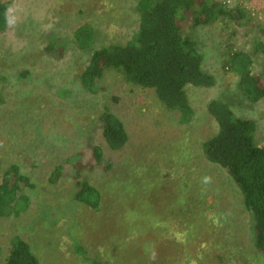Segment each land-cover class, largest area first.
<instances>
[{"label":"rangeland","instance_id":"1","mask_svg":"<svg viewBox=\"0 0 264 264\" xmlns=\"http://www.w3.org/2000/svg\"><path fill=\"white\" fill-rule=\"evenodd\" d=\"M223 1L244 7L243 21L256 28L240 26L238 18L233 38L219 24L192 29L181 23L197 43L204 71L216 80L211 89L188 87L194 116L181 125L153 90L126 83L116 71L97 82L95 95L80 87L90 52L77 48L74 32L93 28L95 49L128 41L138 28L131 10L135 0H0L10 3L8 27L0 34V183L15 164L32 186L23 190L30 201L27 210L0 218V262L19 237L39 264H217L212 252H222L228 239L236 248L243 236L249 260L225 262L264 264L251 246L239 188L200 152L201 143L217 131L206 111L212 99L253 120L255 141L264 145V99L249 103L243 98L224 52L230 43V50L254 54L256 39H264L259 37L264 0ZM253 59L259 73L263 56ZM105 108L128 132L123 151L111 152L101 138L98 116ZM94 146L102 150L97 165ZM58 165L63 172L51 183ZM77 176L101 192L99 211L76 202Z\"/></svg>","mask_w":264,"mask_h":264},{"label":"trees","instance_id":"2","mask_svg":"<svg viewBox=\"0 0 264 264\" xmlns=\"http://www.w3.org/2000/svg\"><path fill=\"white\" fill-rule=\"evenodd\" d=\"M9 7V2H0V34L8 27ZM131 10L137 17L138 28L124 43H110L95 49L93 28L85 25L74 32L77 48L90 52L88 63L79 76L80 87L95 95L99 92L97 82L106 72L116 71L126 83L153 90L159 103L168 111L176 112L181 125H187L192 121L194 110L186 90L188 87L211 89L216 86V80L204 71L197 43L185 34L181 23L188 22L192 29L219 24L223 30L230 29L233 38H236L238 18L240 26L256 27L251 20L243 21L248 16L244 7H231L223 0H135ZM259 37L264 38V33ZM254 44L252 55L237 48L230 50V43L224 51L226 65L237 77V90L249 103L264 99V63L259 73L253 70L254 55L261 53L264 60V39H256ZM206 111L216 123L217 131L201 143V156L207 163L225 170L239 188L242 213L247 215L251 228L253 252L264 256V145L258 146L255 141L256 124L253 120L237 117L229 104L219 99L210 100ZM98 124L107 148L113 153L123 151L129 135L122 120L105 108L98 116ZM91 151L97 165L103 159L102 150L94 146ZM62 172L63 165H58L48 181L56 183ZM28 187H32L30 180L20 173L18 165L9 166L0 183V218L16 217L27 210L30 201L23 190ZM74 188L76 202L99 211L101 192L97 187L77 176ZM238 226L236 222L233 228ZM230 230H226V235ZM241 239L243 236L236 248L230 245L229 239L222 243V252L213 247L210 256L217 264L226 263L229 257L240 263L248 261L246 249L243 251L247 241L242 244ZM238 247H241L240 260L236 259ZM0 264H39V260L25 240L15 237L11 241L10 254Z\"/></svg>","mask_w":264,"mask_h":264}]
</instances>
